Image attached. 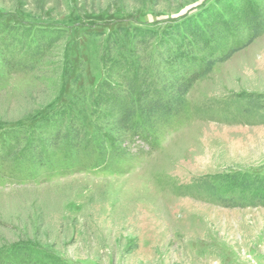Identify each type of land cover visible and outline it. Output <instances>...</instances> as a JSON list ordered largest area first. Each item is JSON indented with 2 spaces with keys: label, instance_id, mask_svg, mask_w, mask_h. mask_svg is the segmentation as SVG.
I'll return each mask as SVG.
<instances>
[{
  "label": "rangeland",
  "instance_id": "rangeland-1",
  "mask_svg": "<svg viewBox=\"0 0 264 264\" xmlns=\"http://www.w3.org/2000/svg\"><path fill=\"white\" fill-rule=\"evenodd\" d=\"M248 7L264 0H0V264H264V32L174 115L137 112L119 136L117 111L96 108L103 83L124 95L137 73L148 84L175 69L157 56L181 55L189 24L218 25L224 52ZM120 28L113 58L129 72L115 76L103 55ZM61 113L85 126L78 144H45L63 122L36 132Z\"/></svg>",
  "mask_w": 264,
  "mask_h": 264
},
{
  "label": "trees",
  "instance_id": "trees-1",
  "mask_svg": "<svg viewBox=\"0 0 264 264\" xmlns=\"http://www.w3.org/2000/svg\"><path fill=\"white\" fill-rule=\"evenodd\" d=\"M217 26L211 28L204 27L202 30L197 25L189 24L184 27L187 36L193 38L191 43L179 47L181 55L177 54L173 56L172 51H169L168 56L166 54H159L157 56V58H160L161 60L157 62V69L162 64L163 66H169L170 64L175 67V69H173L175 71H169L168 74H162V71H159L160 73H157L156 82L153 81L147 84L148 76L147 78L145 76L144 79H141L139 73H137L132 80L141 81L140 87H138V90L132 88V90H129V94L124 93V95L120 88V85L122 84L111 86L109 83H103L97 92L98 102L96 103V108L98 109L100 106H108L117 111V115H115L109 123L112 132L119 136H124L126 133H129L132 129L131 121L137 112H140L143 115L144 120L147 122L157 121L163 116H171L178 113L181 110L183 99L193 83H195L200 77L208 74L216 63L224 61L229 56L250 44L260 33L264 32V9L251 10L248 7L245 14L238 15L234 20L228 23V25H225L227 32L234 33L237 36V40L232 46L228 48L226 47L224 52L214 43L215 37L220 35L218 32L219 27ZM124 33L125 31L120 28L117 29V32H114L109 36L107 48L103 55L104 64H113L116 66L115 70H106L107 73L112 72L115 76H120L121 73V75H124L123 72L125 74L129 72L126 62H121L120 60L115 63L118 56L113 58V54L115 53L114 48L119 40L118 37L123 35L127 36ZM174 34L168 37L166 48L167 46L172 47L174 44L176 45V37L178 38V35ZM166 36L167 35L165 34L164 37ZM153 38L154 36H142L140 38V45H144V41L146 42L147 39L149 42V40L151 41ZM176 46L178 48V44ZM209 49H213L215 52L204 55ZM179 59L184 61V64L180 66L181 72L176 68ZM112 77L114 76L109 75L110 79ZM132 80H129L126 83V86L130 85ZM135 95L138 97L137 103L129 101L130 104L126 106L120 101L121 96L128 101L132 98L131 96ZM51 122H63V124H59L55 127V132L48 135L49 138H47L45 144H48L47 142L49 141L50 144L55 145L59 140L65 138L71 139V143L78 144L81 138L80 136L85 131L84 125L74 121H67L64 113H61L60 115L50 117L44 122H40L36 127V132L39 131V134L42 133L45 126L49 127L48 124L50 125ZM63 130L65 131L63 132ZM56 138H58V140H56ZM35 147H39L38 142L35 144ZM246 181L247 178L245 176H242L240 180H238V176H234L232 182L233 185H240L241 182L245 183ZM258 188L259 193H255V197L262 200L264 198V193H262L261 187Z\"/></svg>",
  "mask_w": 264,
  "mask_h": 264
}]
</instances>
